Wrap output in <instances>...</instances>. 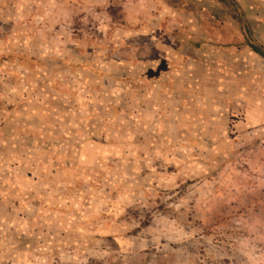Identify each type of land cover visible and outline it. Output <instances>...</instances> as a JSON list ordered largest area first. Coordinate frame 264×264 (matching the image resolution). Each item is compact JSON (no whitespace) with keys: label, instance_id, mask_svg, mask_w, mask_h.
<instances>
[{"label":"rangeland","instance_id":"rangeland-1","mask_svg":"<svg viewBox=\"0 0 264 264\" xmlns=\"http://www.w3.org/2000/svg\"><path fill=\"white\" fill-rule=\"evenodd\" d=\"M0 0V264H264V0Z\"/></svg>","mask_w":264,"mask_h":264},{"label":"trees","instance_id":"trees-1","mask_svg":"<svg viewBox=\"0 0 264 264\" xmlns=\"http://www.w3.org/2000/svg\"><path fill=\"white\" fill-rule=\"evenodd\" d=\"M216 1L230 8H233L234 6L233 0H216ZM250 47L255 54L261 56L264 59V50L262 48H259V47L257 48V47H252V46Z\"/></svg>","mask_w":264,"mask_h":264},{"label":"crops","instance_id":"crops-1","mask_svg":"<svg viewBox=\"0 0 264 264\" xmlns=\"http://www.w3.org/2000/svg\"><path fill=\"white\" fill-rule=\"evenodd\" d=\"M259 56V55H258ZM261 57V56H260ZM262 58V57H261ZM263 59V58H262ZM264 60V59H263Z\"/></svg>","mask_w":264,"mask_h":264}]
</instances>
